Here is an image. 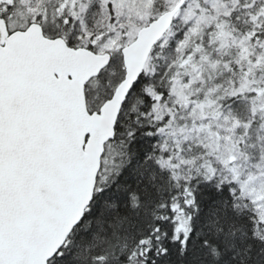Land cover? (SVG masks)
<instances>
[{
	"label": "snow or ice",
	"instance_id": "snow-or-ice-1",
	"mask_svg": "<svg viewBox=\"0 0 264 264\" xmlns=\"http://www.w3.org/2000/svg\"><path fill=\"white\" fill-rule=\"evenodd\" d=\"M0 264H264V0H0Z\"/></svg>",
	"mask_w": 264,
	"mask_h": 264
}]
</instances>
